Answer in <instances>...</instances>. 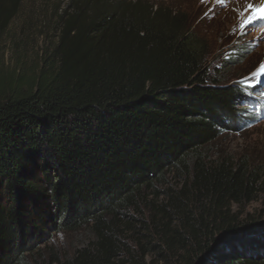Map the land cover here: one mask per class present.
I'll list each match as a JSON object with an SVG mask.
<instances>
[{"label":"trees","instance_id":"obj_1","mask_svg":"<svg viewBox=\"0 0 264 264\" xmlns=\"http://www.w3.org/2000/svg\"><path fill=\"white\" fill-rule=\"evenodd\" d=\"M22 1L0 0V33ZM78 1L31 67L0 57V264H264V235L218 246L264 220L243 216L264 169L210 154L261 96L212 73L181 15ZM82 230L71 255L50 246Z\"/></svg>","mask_w":264,"mask_h":264},{"label":"rangeland","instance_id":"obj_2","mask_svg":"<svg viewBox=\"0 0 264 264\" xmlns=\"http://www.w3.org/2000/svg\"><path fill=\"white\" fill-rule=\"evenodd\" d=\"M141 1L154 10H167L185 18L187 25L208 45L212 73L218 71L226 84L240 83L249 93L261 96L264 105V14L256 12L264 7V0H251L254 7L247 5L249 0ZM78 2L85 4V1ZM72 6L71 0H23L18 14L0 33V57L9 64L21 58L31 67L39 51L55 44L61 16L66 10L75 9ZM210 154L245 156L264 169V106L256 119L245 127L222 134L212 145ZM261 210L264 211V195L246 207L243 216ZM89 238L85 230L58 233L50 246L59 255H71Z\"/></svg>","mask_w":264,"mask_h":264},{"label":"water","instance_id":"obj_3","mask_svg":"<svg viewBox=\"0 0 264 264\" xmlns=\"http://www.w3.org/2000/svg\"><path fill=\"white\" fill-rule=\"evenodd\" d=\"M262 235H264V220L253 228L240 229L231 236H223L218 246L221 248L236 245Z\"/></svg>","mask_w":264,"mask_h":264},{"label":"snow or ice","instance_id":"obj_4","mask_svg":"<svg viewBox=\"0 0 264 264\" xmlns=\"http://www.w3.org/2000/svg\"><path fill=\"white\" fill-rule=\"evenodd\" d=\"M249 7H253L252 5H249ZM257 14H264V7H261L259 9H256Z\"/></svg>","mask_w":264,"mask_h":264},{"label":"bare ground","instance_id":"obj_5","mask_svg":"<svg viewBox=\"0 0 264 264\" xmlns=\"http://www.w3.org/2000/svg\"><path fill=\"white\" fill-rule=\"evenodd\" d=\"M256 3V2H255ZM264 3V2H263ZM259 4V3H258ZM247 5L249 6V5H252L253 7L255 6L254 5V3L251 1V0H249L248 2H247ZM263 6V5H262ZM253 9V8H252Z\"/></svg>","mask_w":264,"mask_h":264}]
</instances>
